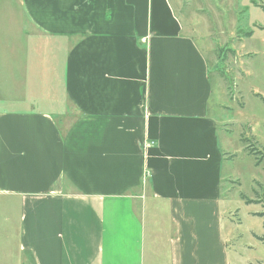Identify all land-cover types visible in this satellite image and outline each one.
Here are the masks:
<instances>
[{"label":"crops","instance_id":"obj_1","mask_svg":"<svg viewBox=\"0 0 264 264\" xmlns=\"http://www.w3.org/2000/svg\"><path fill=\"white\" fill-rule=\"evenodd\" d=\"M11 1L0 264H231L225 137L203 49L170 1Z\"/></svg>","mask_w":264,"mask_h":264},{"label":"rangeland","instance_id":"obj_2","mask_svg":"<svg viewBox=\"0 0 264 264\" xmlns=\"http://www.w3.org/2000/svg\"><path fill=\"white\" fill-rule=\"evenodd\" d=\"M169 1L184 33L203 49L209 109L221 143L225 137L221 208L229 262L264 264V0ZM8 251L13 261L21 258L14 242Z\"/></svg>","mask_w":264,"mask_h":264},{"label":"trees","instance_id":"obj_3","mask_svg":"<svg viewBox=\"0 0 264 264\" xmlns=\"http://www.w3.org/2000/svg\"><path fill=\"white\" fill-rule=\"evenodd\" d=\"M248 35H249V34H248ZM254 150H255V149H254ZM252 152H254V151H252ZM258 164H259V161L256 163V165H258ZM242 198H243V196H242ZM244 200H245V199H244ZM245 203H246V204H250V203H253V202H252V201H249V200H246Z\"/></svg>","mask_w":264,"mask_h":264}]
</instances>
